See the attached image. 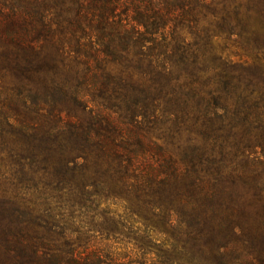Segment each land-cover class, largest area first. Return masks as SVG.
<instances>
[{
	"label": "trees",
	"instance_id": "trees-1",
	"mask_svg": "<svg viewBox=\"0 0 264 264\" xmlns=\"http://www.w3.org/2000/svg\"><path fill=\"white\" fill-rule=\"evenodd\" d=\"M263 194L264 0H0V264H264Z\"/></svg>",
	"mask_w": 264,
	"mask_h": 264
},
{
	"label": "rangeland",
	"instance_id": "rangeland-1",
	"mask_svg": "<svg viewBox=\"0 0 264 264\" xmlns=\"http://www.w3.org/2000/svg\"><path fill=\"white\" fill-rule=\"evenodd\" d=\"M219 49H221L224 57H229L230 60H232L233 62H242L247 58L243 55V51L238 46H236L232 41H227L226 39L221 40ZM110 67L112 69H116L115 65H110ZM107 111L117 116L115 108H113V110L110 109ZM87 112L83 113L82 111H78L76 116H74V119L77 120L80 117L84 120H88L90 118V115ZM124 120L129 121L128 119ZM139 120L143 121V117L140 116ZM180 132L181 130L174 126L173 119H163V122L160 123V128H154L151 131V135L153 139L160 143H166V141H170L169 144L173 145L172 143L182 144L186 141L187 132H181V134ZM173 146L175 147V145ZM259 207L260 206H253L250 208L249 217L241 221V224L236 225V232L238 233V235H235V237L230 238V242L264 240V209ZM252 234H258V236L254 237L252 236Z\"/></svg>",
	"mask_w": 264,
	"mask_h": 264
}]
</instances>
